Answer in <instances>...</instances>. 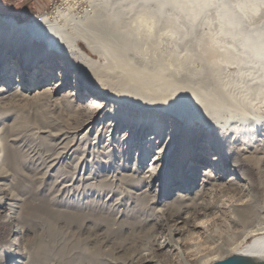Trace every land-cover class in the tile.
Listing matches in <instances>:
<instances>
[{"label": "rangeland", "instance_id": "374dc122", "mask_svg": "<svg viewBox=\"0 0 264 264\" xmlns=\"http://www.w3.org/2000/svg\"><path fill=\"white\" fill-rule=\"evenodd\" d=\"M61 1L0 0V17L28 22L52 13ZM85 7V2L80 3L78 12ZM17 38L6 35L4 42ZM1 56L2 50L0 264H211L234 254L230 249L244 230L228 206L237 201L238 191L226 185L231 171H221L225 190L209 187L215 179L211 174L217 177L219 171L208 159L219 151L205 149L211 143L207 134L200 135V118L193 117L192 123L178 130L168 117L156 118L153 124L159 129L153 136L159 138L147 144L146 152L143 146L152 134L146 127L152 124L144 119L149 116L141 111L142 105L123 107L124 113L114 120L115 130L107 126L108 119L79 127L89 116L83 106L92 97L64 96L72 91V76L53 94L44 91L63 72L59 62H37L42 70L25 65L19 83L18 54L10 60ZM91 57L106 62L105 56ZM36 69L39 73L32 84L28 81ZM227 70L232 72L234 66ZM27 83L30 88L23 86ZM100 87L92 84L88 91L99 92ZM144 104L154 106L148 100ZM263 109L257 104L254 111L264 115ZM187 118L180 119L187 122ZM141 125L144 130L138 139ZM170 144L171 150L160 156L162 163L153 164L152 157L160 155L157 147ZM223 156V165L234 170L233 154ZM42 205L51 209V216L28 215ZM7 216L12 220L9 225ZM197 221L199 227H193ZM177 226L181 233L174 235ZM228 236L233 238L227 240ZM18 250H22L18 258L3 262ZM145 256L153 262H143Z\"/></svg>", "mask_w": 264, "mask_h": 264}, {"label": "bare ground", "instance_id": "6f19581e", "mask_svg": "<svg viewBox=\"0 0 264 264\" xmlns=\"http://www.w3.org/2000/svg\"><path fill=\"white\" fill-rule=\"evenodd\" d=\"M81 1L86 3L81 14L78 8L82 2L62 0L52 13L28 22L0 17L1 59L10 60L18 54L15 68L19 83L25 65L41 68L37 62H59L63 72L44 91L53 94L67 86L72 76V91L64 96L92 97L83 106L89 116L79 127L108 119L107 126L115 130L114 120L124 113L123 107L142 105L141 111L149 116L144 119L152 124V128L146 127L152 133L143 146L146 152L147 144L159 138L153 136L159 129L153 124L156 118L168 117L170 125L178 124L175 130L192 123L193 117L200 118V135L207 134V143H211L205 149L219 151L208 159L219 171L217 177L211 174L215 179L209 187L223 186L225 190L221 171H231L226 185L238 191L237 201L228 208L244 232L230 252L264 260V115L254 111L257 104L264 107V0ZM6 35L18 38L8 44ZM93 55L105 56L106 62L100 64ZM228 65L234 66L232 72ZM38 73L37 69L31 71L28 82L34 84ZM30 83L23 86L30 88ZM92 84L101 85L99 92L88 91ZM145 100L154 106L144 104ZM184 116L189 117L187 122L180 119ZM171 148L172 144L157 147L160 155L152 157L153 164L162 163L160 156ZM224 152L228 158L233 154L230 162L234 170L223 165ZM177 197H182L179 190ZM27 213L49 217L51 209L42 205ZM6 218L7 225L11 224V217ZM193 227H199V222ZM180 233L177 226L174 235ZM48 234L54 235L52 227ZM18 251L3 262L14 261L22 254ZM143 262L153 261L145 256Z\"/></svg>", "mask_w": 264, "mask_h": 264}, {"label": "water", "instance_id": "95a60500", "mask_svg": "<svg viewBox=\"0 0 264 264\" xmlns=\"http://www.w3.org/2000/svg\"><path fill=\"white\" fill-rule=\"evenodd\" d=\"M211 264H264V260L255 261L243 255L232 254L227 258L216 260Z\"/></svg>", "mask_w": 264, "mask_h": 264}]
</instances>
